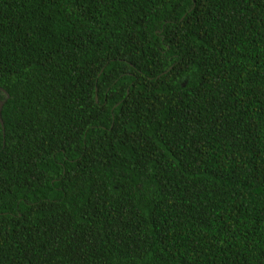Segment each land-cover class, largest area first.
I'll use <instances>...</instances> for the list:
<instances>
[{"label": "trees", "instance_id": "obj_1", "mask_svg": "<svg viewBox=\"0 0 264 264\" xmlns=\"http://www.w3.org/2000/svg\"><path fill=\"white\" fill-rule=\"evenodd\" d=\"M0 88V264H264V0H0Z\"/></svg>", "mask_w": 264, "mask_h": 264}, {"label": "water", "instance_id": "obj_2", "mask_svg": "<svg viewBox=\"0 0 264 264\" xmlns=\"http://www.w3.org/2000/svg\"><path fill=\"white\" fill-rule=\"evenodd\" d=\"M0 92H4L5 93V91L3 89H1V88H0ZM6 97H8V96H6ZM2 106H3V102H0V123L3 126V122L1 120V108H2ZM3 131H4V129H3Z\"/></svg>", "mask_w": 264, "mask_h": 264}]
</instances>
